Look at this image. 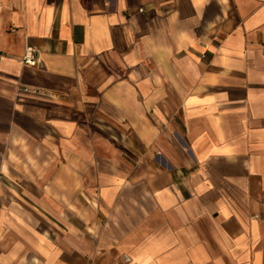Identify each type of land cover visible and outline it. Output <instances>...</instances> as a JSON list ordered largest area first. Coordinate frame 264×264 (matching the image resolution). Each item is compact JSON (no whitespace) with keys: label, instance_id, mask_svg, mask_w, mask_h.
I'll return each mask as SVG.
<instances>
[{"label":"crops","instance_id":"0c3cea01","mask_svg":"<svg viewBox=\"0 0 264 264\" xmlns=\"http://www.w3.org/2000/svg\"><path fill=\"white\" fill-rule=\"evenodd\" d=\"M0 264H264V0H0Z\"/></svg>","mask_w":264,"mask_h":264},{"label":"built area","instance_id":"2783aa9c","mask_svg":"<svg viewBox=\"0 0 264 264\" xmlns=\"http://www.w3.org/2000/svg\"><path fill=\"white\" fill-rule=\"evenodd\" d=\"M23 61L28 65H35L37 63L35 50H33L31 47H28Z\"/></svg>","mask_w":264,"mask_h":264}]
</instances>
